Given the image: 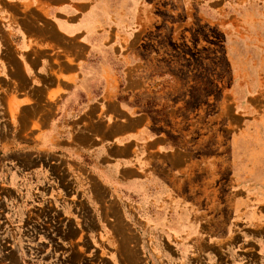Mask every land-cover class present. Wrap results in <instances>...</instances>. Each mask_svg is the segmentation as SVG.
I'll list each match as a JSON object with an SVG mask.
<instances>
[{
  "label": "rangeland",
  "instance_id": "374dc122",
  "mask_svg": "<svg viewBox=\"0 0 264 264\" xmlns=\"http://www.w3.org/2000/svg\"><path fill=\"white\" fill-rule=\"evenodd\" d=\"M104 1L122 11L120 52L126 56L92 57L91 70L100 64L114 70L122 97L149 117L155 133L170 136L179 153L170 174L164 167L159 188L128 187L118 194L134 202L154 197L159 221L144 238L131 223H117L118 253L103 250L101 264H264L261 0ZM2 90L6 81L0 78ZM7 130L0 123V264H37L41 251L34 237L49 242L51 233L58 234L56 215L38 203L77 199L80 193L49 191L20 177L18 162L27 158L20 157ZM92 193L113 194L101 186ZM18 200L30 202L31 211L19 214ZM34 205L41 210L33 211ZM78 226L80 239L73 243L81 253L63 258L99 264V255L84 246L81 220Z\"/></svg>",
  "mask_w": 264,
  "mask_h": 264
},
{
  "label": "crops",
  "instance_id": "0c3cea01",
  "mask_svg": "<svg viewBox=\"0 0 264 264\" xmlns=\"http://www.w3.org/2000/svg\"><path fill=\"white\" fill-rule=\"evenodd\" d=\"M0 14L6 15L0 17V78L6 81L0 123L27 158L18 162L20 177L49 191L80 193L77 199L49 197L35 204L56 215L58 229L49 242L34 237L41 251L37 264H69L62 254L81 253L73 243L80 239V220L87 230L84 246L101 264L103 250L118 253L117 223H131L142 238L155 231L156 199L134 202L118 194L128 187L159 188L164 167L170 174L179 150L170 136L154 132L132 99L122 97L114 70L106 64L91 70L92 57L126 56L120 52L121 10L104 0H0ZM98 186L113 194L92 196ZM17 204L19 214L31 211L27 200Z\"/></svg>",
  "mask_w": 264,
  "mask_h": 264
}]
</instances>
